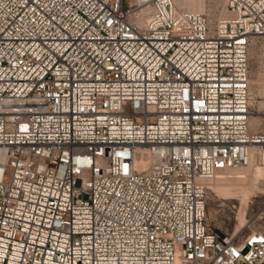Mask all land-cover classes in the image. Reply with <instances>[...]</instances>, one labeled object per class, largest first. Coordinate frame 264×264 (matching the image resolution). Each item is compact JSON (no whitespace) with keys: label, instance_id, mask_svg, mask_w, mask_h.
Segmentation results:
<instances>
[{"label":"built area","instance_id":"obj_1","mask_svg":"<svg viewBox=\"0 0 264 264\" xmlns=\"http://www.w3.org/2000/svg\"><path fill=\"white\" fill-rule=\"evenodd\" d=\"M255 37L264 0H0V264H264L208 218L264 153Z\"/></svg>","mask_w":264,"mask_h":264},{"label":"rangeland","instance_id":"obj_2","mask_svg":"<svg viewBox=\"0 0 264 264\" xmlns=\"http://www.w3.org/2000/svg\"><path fill=\"white\" fill-rule=\"evenodd\" d=\"M183 8L218 14L223 8V0H178ZM250 94L253 131H264V37H257L250 46ZM252 165L246 172H233L237 182L214 187L209 185L208 218L213 226L244 236L252 226L264 223L261 204L264 201V180L252 174ZM264 167L263 164H260ZM228 173V172H227ZM247 173V174H246ZM250 175V176H248Z\"/></svg>","mask_w":264,"mask_h":264},{"label":"bare ground","instance_id":"obj_3","mask_svg":"<svg viewBox=\"0 0 264 264\" xmlns=\"http://www.w3.org/2000/svg\"><path fill=\"white\" fill-rule=\"evenodd\" d=\"M175 3L179 6V7H183V5L178 1V0H174ZM191 10V9H190ZM194 11H197V10H194ZM201 12V11H200ZM257 38V37H255ZM254 41V40H253ZM251 118V116H250ZM257 163H260V164H263L264 165V153H262L261 157H260V160H256L254 159L248 166L246 167H243L241 169H235V170H231L229 171L228 173H222L220 175H218L217 177L213 178V179H210L208 181V186L209 185H213L214 187H218V186H221V185H229L232 181L234 182H237L239 179L236 178V176L232 175L231 173L233 172H240L242 170H246V172L249 170L252 169V165L254 164H257ZM260 164H258L257 166H255V168H253V171H252V174L254 176H258V177H261V179L264 180V167H262ZM247 174V173H246ZM250 176V175H248ZM238 179V180H237Z\"/></svg>","mask_w":264,"mask_h":264}]
</instances>
